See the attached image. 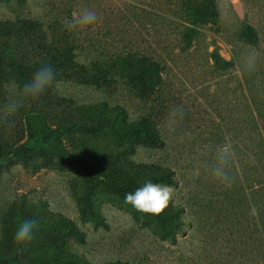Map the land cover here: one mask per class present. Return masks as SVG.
<instances>
[{
  "label": "rangeland",
  "instance_id": "374dc122",
  "mask_svg": "<svg viewBox=\"0 0 264 264\" xmlns=\"http://www.w3.org/2000/svg\"><path fill=\"white\" fill-rule=\"evenodd\" d=\"M257 2L250 11L245 0H216L217 24L199 27L187 41L179 23L157 16V0H0V18L25 21L0 31V46L15 43L11 57L26 63L16 71L0 52V264L224 263L226 200L232 193L237 211L243 206L248 166L232 131L240 73L220 72L211 52L235 60L231 33L240 21L247 16L264 28V0ZM82 6L97 11V23L62 33L59 22L65 25ZM44 40L78 42L79 60L102 59L101 69L65 66L38 99L23 97V84L47 64L35 49ZM12 97L23 104L9 118L4 105ZM177 104L183 116L172 126ZM32 112L42 121L25 120ZM157 136L164 147L155 146ZM225 143L234 150L228 185L209 171L214 149ZM17 149L24 156L10 158ZM148 180L173 188L159 214L124 199ZM25 218L42 229L19 244L13 236ZM162 229L170 235L162 238ZM33 240L42 241L38 256Z\"/></svg>",
  "mask_w": 264,
  "mask_h": 264
},
{
  "label": "trees",
  "instance_id": "16d2710c",
  "mask_svg": "<svg viewBox=\"0 0 264 264\" xmlns=\"http://www.w3.org/2000/svg\"><path fill=\"white\" fill-rule=\"evenodd\" d=\"M248 8L252 9L257 5V0H245ZM157 16L162 22H177L180 27L181 40L190 41L199 34V27L207 24H217L220 13L217 8L216 0H157ZM168 12V13H167ZM162 13V14H161ZM163 13L175 16L177 19L171 20V17ZM247 15V14H246ZM170 19V20H169ZM245 19L240 21V25L231 33L234 42L235 60L224 59L218 54L217 49L211 52V56L220 72L237 67L239 75L238 82L233 88L237 97L234 106L235 126L232 127L234 140L236 139V152L241 155V163L247 165L248 194L240 192V203L237 211L232 193L227 197L225 220V232L227 234L224 252L221 255L223 264H264V28L260 30L257 27L247 23ZM18 22L20 26L25 23L24 20L18 21L11 18H0V31L9 32L15 28ZM62 33L68 32L65 25L59 22ZM76 42V41H75ZM65 43L55 40H44L42 43H36L35 49L42 53V64L47 63L55 68L56 71L64 73L65 66L75 65L81 71L89 70V64L95 70L101 69L102 59L94 58L88 63L80 61L82 45L78 42ZM15 43H5L0 46V52L6 55L8 61L16 65V71L26 63L22 57L13 59L12 52H17ZM247 46V47H246ZM137 52H128L127 56H134ZM249 57H254V67L251 70L245 69V61ZM159 66V63H158ZM25 120L29 118L42 121V116L35 112L24 115ZM156 147H164L165 141L157 136ZM246 152H249L248 156ZM23 149H17L10 155L12 159H21L24 155ZM69 155V154H68ZM145 166V165H143ZM160 170L173 172L169 166L161 167ZM244 190V188H243ZM247 195V196H246ZM247 198V201L245 200ZM238 200V199H237ZM247 203V205H245ZM208 206V205H207ZM246 206V209H245ZM183 209L182 205L176 206ZM214 207H208L209 214ZM236 209V211H235ZM231 210V211H230ZM234 210V216L230 220L228 214ZM216 220V216H214ZM222 221V220H218ZM219 223V222H218ZM212 226L213 224L210 223ZM216 226V225H215ZM38 228L42 225L38 223ZM223 231V233H224ZM39 232L38 230L35 231ZM162 238L170 234L162 229ZM36 246V253L42 246L41 240H33L30 248ZM53 250L52 246L49 247ZM44 256V254H41ZM41 258V256H40ZM55 257L52 258L54 263ZM66 258L64 259L65 262ZM70 261V258L67 259ZM119 264V263H115Z\"/></svg>",
  "mask_w": 264,
  "mask_h": 264
},
{
  "label": "clouds",
  "instance_id": "9594fccd",
  "mask_svg": "<svg viewBox=\"0 0 264 264\" xmlns=\"http://www.w3.org/2000/svg\"><path fill=\"white\" fill-rule=\"evenodd\" d=\"M33 14H40L39 9H33ZM98 21V13L95 9L82 6L75 14L74 18L68 19L65 28L69 31H79L94 26ZM254 67V57H249L245 61V69L251 70ZM56 70L49 64L39 67L32 75L31 79L22 86V94L25 98L38 99L54 82ZM23 99L19 97L10 98L4 105V112L9 118H14L21 109ZM174 119L170 122L175 126L177 121L183 116V107L179 104L173 108ZM9 124L14 123V119H9ZM234 150L230 144H221L214 149V160L209 171L211 176L219 183L228 185L232 181L230 162L233 159ZM197 174L199 170H196ZM173 195V188L167 184L153 183L148 180L132 192H126L124 199L131 206L139 211L159 214L169 204ZM15 197H11L14 199ZM38 227V222L34 218H25L16 227L13 239L19 244H26L33 239Z\"/></svg>",
  "mask_w": 264,
  "mask_h": 264
}]
</instances>
